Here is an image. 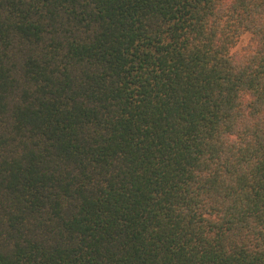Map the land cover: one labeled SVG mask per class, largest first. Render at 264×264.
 <instances>
[{"label": "trees", "instance_id": "16d2710c", "mask_svg": "<svg viewBox=\"0 0 264 264\" xmlns=\"http://www.w3.org/2000/svg\"><path fill=\"white\" fill-rule=\"evenodd\" d=\"M0 264H264V0H0Z\"/></svg>", "mask_w": 264, "mask_h": 264}, {"label": "rangeland", "instance_id": "374dc122", "mask_svg": "<svg viewBox=\"0 0 264 264\" xmlns=\"http://www.w3.org/2000/svg\"><path fill=\"white\" fill-rule=\"evenodd\" d=\"M250 39H251L250 33L243 34L239 38V40L237 42V45L233 48V51H242V50H244V48L249 45L248 42H250Z\"/></svg>", "mask_w": 264, "mask_h": 264}]
</instances>
